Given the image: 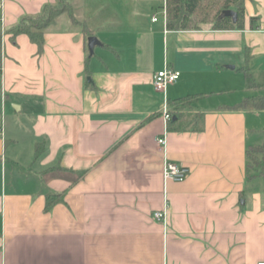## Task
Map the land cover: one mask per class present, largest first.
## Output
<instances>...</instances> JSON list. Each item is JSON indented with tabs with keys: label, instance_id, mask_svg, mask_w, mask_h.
Here are the masks:
<instances>
[{
	"label": "crops",
	"instance_id": "1",
	"mask_svg": "<svg viewBox=\"0 0 264 264\" xmlns=\"http://www.w3.org/2000/svg\"><path fill=\"white\" fill-rule=\"evenodd\" d=\"M68 1L99 41L87 60L88 36L65 15L40 51L6 33L56 0H4L0 264L264 261V174L246 156L264 141V110L220 109L264 96L238 70L247 61L264 85V0H246L234 30H169L165 0ZM165 66L180 75L164 95L152 81ZM187 95L197 97L185 113H203V129L168 131L164 96ZM164 159L188 168L182 182L164 181ZM51 193L62 202L45 209Z\"/></svg>",
	"mask_w": 264,
	"mask_h": 264
},
{
	"label": "trees",
	"instance_id": "2",
	"mask_svg": "<svg viewBox=\"0 0 264 264\" xmlns=\"http://www.w3.org/2000/svg\"><path fill=\"white\" fill-rule=\"evenodd\" d=\"M246 0H165L166 28L169 30H197L203 24H210L213 30L242 29L245 19ZM231 9L236 12L237 20L233 22L228 16H221L223 10ZM62 15L67 16L72 26L79 27L85 36L92 34L85 22L79 19L68 0H56L55 4H46L36 16H24L15 25L6 30L13 39L19 34H25L34 43L38 51L43 46L44 32L53 26ZM257 17H250V28L256 26ZM1 34V33H0ZM87 43V42H86ZM1 47V35H0ZM86 60L89 52L86 46ZM1 60V50H0ZM243 75L246 90H258L263 88L254 79L247 61L238 69ZM196 95L167 100L170 120L167 121L166 129L170 130H201L203 129V113L187 114L185 110L190 107L191 101ZM220 109L230 111H262L264 110V96L245 97L240 102L221 106ZM39 146L36 147L35 156L40 153ZM248 159L247 168L258 171V175L264 174V141L259 146H250L246 151ZM260 156V157H259ZM264 192V189H263ZM45 209L51 208L55 203L62 202V194H46Z\"/></svg>",
	"mask_w": 264,
	"mask_h": 264
},
{
	"label": "built area",
	"instance_id": "3",
	"mask_svg": "<svg viewBox=\"0 0 264 264\" xmlns=\"http://www.w3.org/2000/svg\"><path fill=\"white\" fill-rule=\"evenodd\" d=\"M3 5H4V0H0V33L1 34L4 33ZM162 14H163V17L165 18V7L163 8ZM152 20L155 21L156 18L154 17ZM0 69H1V65H0ZM179 75H180L179 71L173 70L165 66L162 70L158 71L153 76L152 84H153L154 90L158 92H162L165 95L166 87L169 84L174 83L178 79ZM161 115H162V118L165 124H167V121L170 120V114H169V106H168L167 99L165 98V96L163 99ZM0 134H1V129H0ZM156 143L160 149L164 150V146H165L164 136L158 137V139L156 140ZM187 175H188V168L185 167L184 165H179V164L167 161L166 159L163 160L162 177L164 181L171 180L175 182H182L186 178ZM152 216L158 222L165 223L166 221L165 210L154 211ZM257 264H264V261H260Z\"/></svg>",
	"mask_w": 264,
	"mask_h": 264
},
{
	"label": "water",
	"instance_id": "4",
	"mask_svg": "<svg viewBox=\"0 0 264 264\" xmlns=\"http://www.w3.org/2000/svg\"><path fill=\"white\" fill-rule=\"evenodd\" d=\"M221 16H228L232 19L233 22H236L237 20V14L235 11L231 10V9H227V10H223L221 13ZM87 42V50L89 52V55L93 54V49L94 47L99 44V41L97 40V38L95 36H88L86 39Z\"/></svg>",
	"mask_w": 264,
	"mask_h": 264
},
{
	"label": "rangeland",
	"instance_id": "5",
	"mask_svg": "<svg viewBox=\"0 0 264 264\" xmlns=\"http://www.w3.org/2000/svg\"><path fill=\"white\" fill-rule=\"evenodd\" d=\"M238 85H233V87L232 88H238L237 87ZM230 91H232L231 93H234V91H233V89H231ZM261 91H263L264 92V89L263 90H261ZM225 96V95H224ZM220 97V96H219ZM255 121H256V125H257V129H258V132H257V134H258V136L260 137L261 136V134L262 133H260V132H264V115H262L260 118H257V119H255ZM260 130V131H259ZM257 136V137H258ZM253 140L254 139H251V144H253L252 142H253ZM260 157V156H259Z\"/></svg>",
	"mask_w": 264,
	"mask_h": 264
}]
</instances>
